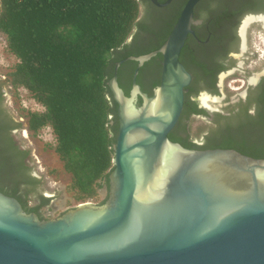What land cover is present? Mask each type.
<instances>
[{"label":"water","instance_id":"1","mask_svg":"<svg viewBox=\"0 0 264 264\" xmlns=\"http://www.w3.org/2000/svg\"><path fill=\"white\" fill-rule=\"evenodd\" d=\"M197 1H185L157 49L127 57L140 66L161 54L150 95L137 69L125 93L115 62L106 84L117 132L100 201L40 218L0 191V264H264V158L168 137L191 78L179 52Z\"/></svg>","mask_w":264,"mask_h":264},{"label":"trees","instance_id":"2","mask_svg":"<svg viewBox=\"0 0 264 264\" xmlns=\"http://www.w3.org/2000/svg\"><path fill=\"white\" fill-rule=\"evenodd\" d=\"M141 1L0 0V35L4 49L16 58L6 72L7 83L13 96L23 86L42 106L29 110L18 105V115L24 117L31 137L43 126L50 128L52 152L77 202L92 201L102 186L108 187L117 122L106 81L113 73V51L130 35ZM117 79L127 93L130 80ZM168 137L175 140L174 130ZM23 157H29V150H4L0 140V191L46 218L41 209L48 200L39 179L28 176ZM48 171L54 173V168ZM22 182L29 184L25 192L19 191Z\"/></svg>","mask_w":264,"mask_h":264},{"label":"flooded vegetation","instance_id":"3","mask_svg":"<svg viewBox=\"0 0 264 264\" xmlns=\"http://www.w3.org/2000/svg\"><path fill=\"white\" fill-rule=\"evenodd\" d=\"M185 1L170 0L160 6L150 0L141 1L130 35L113 51L114 65L122 60L117 67V78L130 80L131 86L137 69L135 81L148 95L152 93L160 80L161 54L156 53L140 66L127 57L147 53L152 46L159 47ZM192 17L195 21L191 24L192 32L187 33L179 52V60L191 78L183 94L181 112L171 128L174 141L180 144L183 141L191 148L234 149L264 158V0H198ZM157 75L158 82L153 83ZM148 84L150 88L145 89ZM10 89L6 76L0 73L2 148L28 150L16 139L17 133L24 137L29 133L25 119L11 112L7 103ZM139 101L138 97L137 104ZM111 123H114L112 116ZM23 161L28 176L38 178L31 159L23 157ZM27 184L19 183V191L25 192Z\"/></svg>","mask_w":264,"mask_h":264},{"label":"rangeland","instance_id":"4","mask_svg":"<svg viewBox=\"0 0 264 264\" xmlns=\"http://www.w3.org/2000/svg\"><path fill=\"white\" fill-rule=\"evenodd\" d=\"M15 61V56L4 49V44L0 39V73L6 76V72ZM13 91L11 90L12 93ZM12 100L14 108H17L18 105L24 107L23 104L26 106L24 108L29 110H40L42 108L40 104L33 102L29 98L28 91L23 89H16V97L12 94ZM11 112L14 111L11 109ZM16 135V139L29 150V158L33 162V169L36 175L39 176V188L46 194L45 198L48 200L47 207L41 209L43 216L46 218L53 217L66 207L79 203L73 199L65 187L68 175L61 170L60 163L52 152L51 144L54 142V137L50 128L48 126L41 127L34 137L30 135L24 137L18 133ZM34 156L37 157L38 161ZM50 168H54V173L48 171ZM105 191L106 187L102 186L98 190L96 199L92 202L100 201L104 197ZM35 202L33 199L30 204Z\"/></svg>","mask_w":264,"mask_h":264},{"label":"built area","instance_id":"5","mask_svg":"<svg viewBox=\"0 0 264 264\" xmlns=\"http://www.w3.org/2000/svg\"><path fill=\"white\" fill-rule=\"evenodd\" d=\"M0 39L2 40L3 44L5 45V41H4V39H3V37H2L1 35H0ZM12 89H13V88H12V86H11V89H10V92H9V95H8V98H7V103H8L9 106L12 108V110H14V112L18 114L16 108H14V106H13V104H12V102H13V100H12V92H11ZM16 89H23L24 91H27L23 86H19V87H17ZM12 91H13V90H12ZM29 98H30L31 100H33V102L35 101V100H34L33 98H31L30 96H29ZM35 102H36V101H35ZM38 104H39V103H38ZM23 106L26 107L25 104H23ZM41 107H42V106H41ZM30 110H32V109H30ZM19 116H20V115H19ZM19 118L23 120L24 117H23V116H20ZM23 132L26 133V129H23ZM34 157H35L36 161H38L37 157H36V156H34ZM39 167H40V166H39Z\"/></svg>","mask_w":264,"mask_h":264}]
</instances>
